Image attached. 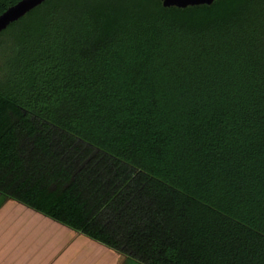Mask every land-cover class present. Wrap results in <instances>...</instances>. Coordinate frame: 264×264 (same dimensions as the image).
Returning <instances> with one entry per match:
<instances>
[{"label": "trees", "instance_id": "trees-1", "mask_svg": "<svg viewBox=\"0 0 264 264\" xmlns=\"http://www.w3.org/2000/svg\"><path fill=\"white\" fill-rule=\"evenodd\" d=\"M0 197L139 264H264V0H46L11 23Z\"/></svg>", "mask_w": 264, "mask_h": 264}, {"label": "crops", "instance_id": "crops-1", "mask_svg": "<svg viewBox=\"0 0 264 264\" xmlns=\"http://www.w3.org/2000/svg\"><path fill=\"white\" fill-rule=\"evenodd\" d=\"M0 264H139L10 198L0 197Z\"/></svg>", "mask_w": 264, "mask_h": 264}, {"label": "water", "instance_id": "water-1", "mask_svg": "<svg viewBox=\"0 0 264 264\" xmlns=\"http://www.w3.org/2000/svg\"><path fill=\"white\" fill-rule=\"evenodd\" d=\"M46 0H19L9 6L0 14V32L5 30L11 23L19 20L32 9ZM163 7L186 8L188 6L210 5L215 0H160Z\"/></svg>", "mask_w": 264, "mask_h": 264}]
</instances>
